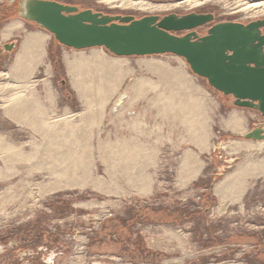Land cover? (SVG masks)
Instances as JSON below:
<instances>
[{
  "label": "rangeland",
  "instance_id": "374dc122",
  "mask_svg": "<svg viewBox=\"0 0 264 264\" xmlns=\"http://www.w3.org/2000/svg\"><path fill=\"white\" fill-rule=\"evenodd\" d=\"M65 1L77 4L81 10L134 19L208 10L214 16L213 23L229 19L247 25L264 19V8L249 13L235 10L236 5H253L264 0H241L238 4L232 0H127L169 8L162 11L109 6L102 0ZM187 1L205 4L187 8L182 5ZM227 3L229 6L225 7ZM5 13L6 16L0 17V34L6 24L17 20L8 9ZM25 28L45 34L49 41L44 63L32 76L29 71L23 78L18 71L9 74L17 51L5 54L6 58L0 62V141L6 146L0 148V238L8 237L0 253V264L14 262L20 253H31V257H24L23 263H38L30 244L22 245L19 239L39 228L55 241L57 250L43 256L52 257L55 251L53 264H165L179 259H183L179 264H264V175L254 171L264 161V141H245L241 136L226 133L217 136L215 146L225 143L222 150L216 149L209 160L201 159L197 167L200 172L188 174L193 180L179 178L184 165L151 166V179L143 180L142 165L103 163L116 159L118 154L94 146L95 129H100L101 121L108 120L110 107L94 99L101 94L90 80L91 73L82 77L88 82L78 92L72 90L61 60L67 49L57 46L46 32ZM205 31L206 28L197 33L201 36ZM23 38V34H18L9 40H17L20 45ZM4 42L0 41V46ZM95 50L113 58L104 49ZM134 60L142 63L176 60L186 65L182 59L170 55ZM80 95L88 97L76 99ZM216 96L223 111L236 110L255 117L246 131L264 123L256 112L235 108L230 98ZM14 102L20 113L26 115L29 111L36 129L20 126L4 116L5 109ZM235 143L244 153L230 152ZM11 155V162L2 161ZM219 155L223 157L218 159ZM66 168L85 177L84 189L50 190L53 181L49 173ZM240 168L244 172H239ZM230 175H234L232 185L220 201L213 197L212 188ZM92 182L117 190L97 192L90 189ZM17 261H21L20 257Z\"/></svg>",
  "mask_w": 264,
  "mask_h": 264
},
{
  "label": "crops",
  "instance_id": "0c3cea01",
  "mask_svg": "<svg viewBox=\"0 0 264 264\" xmlns=\"http://www.w3.org/2000/svg\"><path fill=\"white\" fill-rule=\"evenodd\" d=\"M13 22L20 24L19 28L5 38H2L1 31L0 41H6L5 44L18 34H23L24 38L8 72L14 74L18 71V76L23 78L29 71L32 76L44 63L49 38L45 34L27 31L24 21ZM30 36L33 42L28 44ZM87 51L89 53L67 49L66 53H61V60L72 90L78 92L88 82L82 77L91 73L90 80L96 92L101 94L94 99L104 101L105 107H110L108 120L101 121L100 129H95L94 146L117 152L116 159L103 163L144 166L143 180L151 179V166L156 165H184L179 178L193 180L194 177L188 174L192 172L194 176L199 173L197 167L201 159L206 161L211 158L217 147V136L226 133L240 137L249 131L246 127L255 119L251 113L223 111L219 101H216L219 97L216 98L205 82L193 76L179 61L151 60L142 63L135 61L136 58H110L95 49ZM2 57L6 58L5 55ZM18 58L22 61L21 67L16 70L14 67ZM45 87L49 90L47 84ZM87 97L80 95L76 99ZM232 119L240 132L228 127ZM219 156L218 159L223 157ZM219 183L212 188V195L221 201L230 186H218Z\"/></svg>",
  "mask_w": 264,
  "mask_h": 264
},
{
  "label": "water",
  "instance_id": "95a60500",
  "mask_svg": "<svg viewBox=\"0 0 264 264\" xmlns=\"http://www.w3.org/2000/svg\"><path fill=\"white\" fill-rule=\"evenodd\" d=\"M14 2L19 4L17 19L34 24L61 47L104 49L118 58H180L208 89L230 98L233 107L254 111L264 120V19L247 25L213 23L211 14L196 13L134 19L78 12L48 0H6L9 5ZM206 26L205 34L199 36L197 31ZM15 47L16 43H5L1 49L10 54ZM263 133L264 123L255 124L241 137L264 141Z\"/></svg>",
  "mask_w": 264,
  "mask_h": 264
},
{
  "label": "bare ground",
  "instance_id": "6f19581e",
  "mask_svg": "<svg viewBox=\"0 0 264 264\" xmlns=\"http://www.w3.org/2000/svg\"><path fill=\"white\" fill-rule=\"evenodd\" d=\"M239 1L241 0H232V3L234 4H238ZM102 3L103 4H106V5H111V6H121V7H136V8H139V9H142V10H145V11H162V10H169V8L167 7H159V8H155V7H152L151 5L149 4H143V3H140V2H137V3H133L131 1H127V0H102ZM229 3V2H228ZM225 4L224 6L225 7H228L229 4ZM231 3V2H230ZM198 2L197 1H187V2H184L182 5L187 7V8H192V7H198ZM241 6V7H240ZM170 7V6H169ZM235 10H237V12H242V13H249L251 11H254V10H260L261 8H264V3H256V4H253V5H248L247 3L246 4H243V5H236L235 6ZM234 10V9H233ZM19 28V24L17 22H12V23H9L7 25H5L3 27V30H2V38H5V37H8L11 32H13L14 30H17ZM33 42L31 36L29 37V43ZM16 51V50H15ZM21 61L22 60H18L16 61L15 63V67L14 69H19L21 67ZM16 102V101H15ZM14 102V103H15ZM5 107V106H3ZM20 109L19 107H17L16 103L10 107V108H7L5 109L4 111V115L8 118H10L12 121H14L15 123H17L18 125L20 126H26V127H31L33 129H36V123H35V120L34 119H31L32 116H30L29 114V111L28 113L25 115L23 113H20L19 112ZM37 121V120H36ZM234 122V119H232L230 122H229V125L228 127H230V129L232 131H240V128H237L236 127V122L233 124ZM240 145H238V143H235L234 144V147L230 150L231 153H234V152H237V151H243L242 150V147L240 148L239 147ZM6 148V146H4L3 142L0 141V148ZM258 147L262 148L263 146L262 145H259ZM250 148V147H249ZM251 149V148H250ZM11 150V149H10ZM10 150H8L7 152H9ZM213 150V149H212ZM13 152V151H12ZM257 152V151H256ZM1 153H3L1 151ZM10 153V152H9ZM244 153V152H242ZM253 153V152H252ZM12 154V153H11ZM21 154V153H20ZM251 155V154H250ZM18 156V155H17ZM26 156V155H25ZM248 156V155H247ZM13 157L12 155L9 156L8 158H5L4 160H2L4 163H8V162H11L12 158ZM66 157H68V155L66 154ZM15 158V157H14ZM17 159V158H16ZM21 159V158H20ZM28 159V158H27ZM67 159V158H66ZM30 160V159H29ZM49 168V167H48ZM241 169V168H240ZM238 169V170H240ZM254 171L257 172L258 175H264V161L262 162H259L256 166H255V169ZM239 172H244V168H242ZM238 173V172H237ZM109 175V174H108ZM145 175V174H144ZM235 175V174H234ZM234 175H230L228 176L226 179H224L222 182H220L218 184V186H231L232 185V177H234ZM239 175V173H238ZM255 175V174H254ZM49 177L51 179V182L49 185L50 187V190L52 191H56V190H63V189H76V190H82L84 189L85 187V184L83 181H85V177L83 175H79L75 170H71L69 168H66V170H62L61 172H55L53 171V173H49ZM237 177V176H236ZM49 179V180H50ZM81 179V181L79 180ZM105 179V178H104ZM110 180V179H109ZM237 181V180H236ZM87 183V182H86ZM84 184V185H83ZM237 188V187H236ZM92 190L94 191H97V192H101V193H110V192H114L117 190V188H114V187H110V186H107V185H104V184H101V183H96V182H92V185H91V188ZM87 206V205H86ZM183 259H179V260H172V261H169V262H166L165 264H179L181 263Z\"/></svg>",
  "mask_w": 264,
  "mask_h": 264
},
{
  "label": "flooded vegetation",
  "instance_id": "af4514ba",
  "mask_svg": "<svg viewBox=\"0 0 264 264\" xmlns=\"http://www.w3.org/2000/svg\"><path fill=\"white\" fill-rule=\"evenodd\" d=\"M48 1H51V2H55V3H58V4H61V5H68L70 7H74L78 10V12H81V11H84V10H81L80 7L77 5V4H74V5H70V4H67L65 0H48ZM206 1V0H205ZM205 1L203 2H199L197 1L199 4V7H201L202 5L205 4ZM184 3V2H183ZM182 4V3H181ZM18 2H14L13 4L9 5L6 3V0L4 2H0V17H4L6 16V13L5 11H9V13H13L15 16H16V19H17V13H18ZM7 7V8H6ZM198 7V8H199ZM93 12V11H92ZM211 11H206V13L204 12H201V11H196L194 13L196 14H211L210 13ZM93 13H100V12H93ZM193 13V12H192ZM102 14V13H100ZM105 14H109V13H105ZM105 14H102V15H105ZM191 14V13H189ZM177 16H182V15H179V14H175ZM187 15V14H186ZM112 17H116V16H120V15H110ZM123 16H126V15H123ZM213 16V15H212ZM128 17H133V16H128ZM160 19H162L164 16H157ZM134 18V17H133ZM255 18V17H254ZM18 20V19H17ZM222 22H233V23H236L235 21H232V20H229V19H226V20H223V21H219L218 23H222ZM25 24V26H27L28 28H31V30H40L38 27H36L34 24L32 23H27V22H23ZM213 24V23H212ZM209 26H206V29L208 28ZM205 34V33H204ZM203 34V35H204ZM201 35V36H203ZM10 44V43H16V47L14 49L17 50L19 44L17 42V40H9L7 41V44ZM3 44H1L2 46ZM1 46H0V62H2V60H4V57H2V55H5L1 49ZM11 52L10 54H13L14 53ZM62 84V82H61ZM253 130V129H252ZM264 134V133H263ZM262 142V141H261ZM32 234H27L25 235L24 237H21L19 240H21V244L22 245H29L30 244V248L35 250V251H31L32 254H36V261H38V263L36 262V264H53V260L55 259V251L51 254L52 257H43L44 255H46L47 253L49 252H52V250H57L55 248V241L52 240V236L44 229H41L39 228L38 230L34 231V232H31ZM8 237H4V238H0V253L1 251L3 252L2 248L4 247L3 245L6 244V242H4V240H7ZM16 239V238H15ZM129 239V238H128ZM23 240H26V241H23ZM29 240H33L32 242L29 241ZM29 241V242H28ZM137 243V242H136ZM142 251H145V249H142ZM141 251V253H142ZM147 251V250H146ZM21 252V250H20ZM16 253V252H15ZM141 253H138L139 255H141ZM147 253V252H146ZM149 254V253H148ZM17 256L15 257V260L14 262H6L5 264H27V263H23L24 261V257H26L27 255L29 257H31V253H20V254H16ZM144 256V254H142ZM151 257H154L155 255H152L150 254ZM21 259V261H17V258ZM32 257H35V255H33ZM43 257V258H42ZM25 262V261H24Z\"/></svg>",
  "mask_w": 264,
  "mask_h": 264
},
{
  "label": "trees",
  "instance_id": "16d2710c",
  "mask_svg": "<svg viewBox=\"0 0 264 264\" xmlns=\"http://www.w3.org/2000/svg\"><path fill=\"white\" fill-rule=\"evenodd\" d=\"M54 63H55V64H57V61H56V60H54Z\"/></svg>",
  "mask_w": 264,
  "mask_h": 264
}]
</instances>
